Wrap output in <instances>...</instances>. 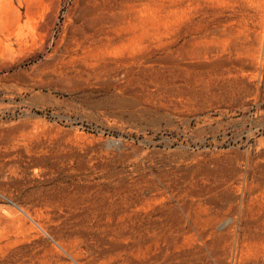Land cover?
<instances>
[{"label": "rangeland", "instance_id": "1", "mask_svg": "<svg viewBox=\"0 0 264 264\" xmlns=\"http://www.w3.org/2000/svg\"><path fill=\"white\" fill-rule=\"evenodd\" d=\"M263 30L264 0H0V264H264Z\"/></svg>", "mask_w": 264, "mask_h": 264}, {"label": "bare ground", "instance_id": "2", "mask_svg": "<svg viewBox=\"0 0 264 264\" xmlns=\"http://www.w3.org/2000/svg\"><path fill=\"white\" fill-rule=\"evenodd\" d=\"M260 17V16H259ZM263 32H264V30H263ZM263 35H264V33H263ZM254 41V40H253ZM256 44V43H255Z\"/></svg>", "mask_w": 264, "mask_h": 264}]
</instances>
